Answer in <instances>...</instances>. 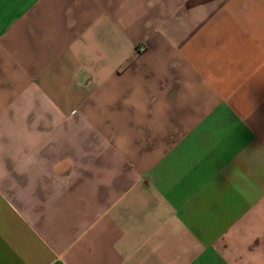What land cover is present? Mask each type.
<instances>
[{
    "label": "crops",
    "instance_id": "0c3cea01",
    "mask_svg": "<svg viewBox=\"0 0 264 264\" xmlns=\"http://www.w3.org/2000/svg\"><path fill=\"white\" fill-rule=\"evenodd\" d=\"M0 264H264V0H0Z\"/></svg>",
    "mask_w": 264,
    "mask_h": 264
},
{
    "label": "built area",
    "instance_id": "2783aa9c",
    "mask_svg": "<svg viewBox=\"0 0 264 264\" xmlns=\"http://www.w3.org/2000/svg\"><path fill=\"white\" fill-rule=\"evenodd\" d=\"M141 50H143V48L141 47Z\"/></svg>",
    "mask_w": 264,
    "mask_h": 264
}]
</instances>
